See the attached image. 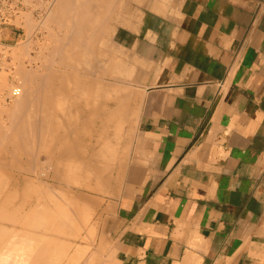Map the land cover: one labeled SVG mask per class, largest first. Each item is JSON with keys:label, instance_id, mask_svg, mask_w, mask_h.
<instances>
[{"label": "crops", "instance_id": "obj_1", "mask_svg": "<svg viewBox=\"0 0 264 264\" xmlns=\"http://www.w3.org/2000/svg\"><path fill=\"white\" fill-rule=\"evenodd\" d=\"M139 8L142 22L121 21L113 36L131 68L112 113L123 105L131 119L99 242L116 243L112 264H264V0ZM24 174L10 182L15 209L52 216L53 191H27Z\"/></svg>", "mask_w": 264, "mask_h": 264}, {"label": "rangeland", "instance_id": "obj_2", "mask_svg": "<svg viewBox=\"0 0 264 264\" xmlns=\"http://www.w3.org/2000/svg\"><path fill=\"white\" fill-rule=\"evenodd\" d=\"M117 0H109V2H112V3H110V5H112L111 6V14H113V15H111L112 17H111V23L109 24H107L106 22L104 23V24H102L101 25V29L104 27V28H106L107 27V29L109 30V31H111L110 32V35L109 36H111V37H109L110 39H109V41H107L106 43H105V40L104 39H106L105 38V36H106V31L105 30H103V34H102V32L99 34L100 35V38H98V37H93V39H91V40H89L92 44H93V46L95 47V50H93L91 47L92 46H90V48H89V50H88V52L90 53V56L88 57V58H95V56H96V58L98 59V61L100 62L101 61V63H100V67H98V68H91L92 70L93 69H95V70H93L94 72H97L98 74H97V76H95V78L96 79H99V81H101L102 82V84H101V82L99 83V90H98V92H94V91H87V92H81L80 90H78V89H76L75 87V89L73 88L71 91H70V93H69V96H71L70 94H74L73 92L75 91V93L76 94H74L73 96H71V97H67V95L65 96V99L66 100H64V98H62V100H64V101H66L65 102V104H64V107H65V111H68V114L66 113V115L64 116V117H61V119H60V121H59V123H61V124H63V126H65L64 128H62L60 131H53V130H51V129H47L48 130V133H49V135H45L46 136V138H47V140H46V138L45 139H43V143L41 142V146H38V148H40V151L42 150V151H46V150H51L52 151V149L53 150H57V147L58 148H61V146H62V144H61V140H60V138L62 139L63 138V140L66 142V144H70V143H72V145H69V147L67 146V148H69V149H67L68 151L66 152V158H67V162H65L63 165H62V167H61V169L63 170V172L64 173H62L61 174V176H60V179H59V181L56 183L57 185V188H56V190H54L53 191V194H54V204L55 203H58L59 205H61L62 207H63V209H64V211L66 212V214L65 213H63L64 214V216L65 217H63V214H61V215H59V216H57V218L59 219V221H58V219L56 218V217H54V220L55 219H57V220H55V223L57 224V223H60V224H57V225H55L54 224V228H52V225H50V223L52 222L51 220L53 219V218H51L50 216H47L46 215V213H45V211H41V210H35V211H33V213H32V216L30 215V218L31 217H33L34 218V215L33 214H36V216H39V218L38 217H36V218H28V220H29V222H28V220H27V222L25 221H23L24 219H23V217L21 218L20 217V213H19V210L17 209H15V206H14V210L12 209V211L11 210H9L8 212H7V210L5 211V210H1V213H2V211H5V213H7V214H9L8 216H12V214H14L13 216H12V218L11 219H13V218H15V220L12 222V221H10L11 223H9V220H11V219H9L8 218V216L6 217V215L7 214H5V215H3L4 214V212L2 213V215H1V224L3 225H1V248L2 247H4V248H2L3 250H5L4 252L1 250V252H3L4 254H3V258H4V255H5V257L7 256L6 255V253H8L11 249H12V246L13 245H15L16 246V248H18L19 249V247H21V244H20V240L19 239H17V238H22L23 239V232H21L19 229H21V226L22 225H24V224H30V227L31 228H33L32 227V225L35 227V228H33V230H32V232H30V233H32L34 236H32L31 234L30 235H27L26 234V236L28 237V236H31L30 237V240H35V239H32V237L34 238V237H36L37 239L36 240H38L39 239V241H40V243H41V240L42 241H45L46 240V238H47V240L52 236V238L54 239V242L55 243H53L54 245H52V242H53V240L50 238V240L49 241H45L46 243H45V247H46V245H47V249H48V251H49V253H48V251H46V248H45V250L43 249V251L45 252V253H47V255L45 256V258L47 257V256H51L53 253H52V250H53V246H56L58 243L57 242H61V243H59L58 244V246L60 247L61 246V244H62V249H61V247L59 248V247H54L55 249H54V251H56L55 253H57V254H55V256L53 255L52 257H56V259L55 258H53V260H54V264L56 263V264H60V262H61V264H71V262H73V263H75V264H77V262H76V260L77 261H80V262H78V264H84L83 262H88L89 261V258H90V260L92 261V264H94V263H96V261H98V260H96L97 259V257H99V258H105L106 256H107V251H108V248H109V246H116L115 244V242H113L111 239H109L110 240V242H111V244H100V242H99V239H100V237H101V231H100V229L101 228H105V227H102V222H103V220H104V215H106V214H108V213H110V212H112V207H111V202L109 201V199L110 198H112V197H114V195H115V193H113V189L116 187V183H117V177H116V169L114 168V166H115V164H116V162L118 161V158H119V155H120V152H122V147H123V143H124V141H125V138H126V133H125V126H126V123H128V121L131 119V117H130V119L128 120V118H127V116L123 113V115L121 116V119H122V123H121V125H116V123H113L112 122V124H111V122H109V116L112 114V110H114V109H116V107L118 106L117 104H116V101H119L118 99H116L115 98V96L116 95H111L110 94V88L111 87H115V88H118L117 89V92L118 91H120V93L118 92L117 93V96H120V95H123V94H126L127 93V88H126V86H122V85H116V81H120V82H118V83H126L127 81H130V77H127V73H126V69H128L129 67L131 68V66L129 65V64H131V60L129 59V57L127 56V54L125 53V51H123V50H119L116 46H115V44L113 43V36H114V33L116 32V29H117V27H119V26H127L126 24L124 25V24H121V23H124V22H131V21H137V22H139V23H141L142 22V20H143V16H144V13L140 10V8L138 9V7H147V6H149V8L151 9V10H153V7H155L157 10H159L160 12H163V0H118V2H116ZM123 1V2H122ZM114 2V3H113ZM118 4V5H116V4ZM114 4H115V6H114ZM129 6V7H128ZM114 7V8H113ZM124 7V8H123ZM118 10V11H117ZM96 11V10H95ZM116 12H118V13H116ZM117 14V15H116ZM125 14V15H124ZM127 15V16H126ZM117 16V17H116ZM59 15H57V17L54 19V21L56 22H54L53 21V19L50 21V22H52V23H49V24H52L51 25V27H50V25L49 26H46L45 28H47V29H44V27H43V29H41V31H40V33H38V36H36L37 38H35V39H38V41L37 40H35V39H33V41H30V43H28V41H26V37L24 36L23 37V39L21 40L22 41V43L24 44V42H25V44L22 46V43L20 44L21 46L18 48V49H16L17 48V46H14V44H13V48H11L10 49V52H11V58H13V59H15L16 57L15 56H17L18 54H19V56H17V59H15V60H13V59H11L10 61H5V62H3L2 64V66H3V70H1L0 71V78H3L2 80L0 79V96H2L1 98H0V178H1V185H0V187H1V199L3 200L4 199V195L5 194H7V196H8V199L9 200H11V201H15V199H16V195L18 194V188L16 187V186H14V185H11L10 184V182H13L14 180H15V178H17L19 175H18V173L19 172H25V173H27V174H24V175H28V176H30V177H33V179H37V178H40V180H42V181H48V178H46V176H44L43 177V174L44 175H48L47 173H51L52 172V167L51 166H48V164L46 163V158L44 157V154H43V158L41 159V160H39L38 162L40 163H38L36 160H35V156L34 155H38L37 154V144H35V145H33V144H31V143H28V145H30V149H29V146L28 145H26L24 148L26 149V151L27 152H29V153H27V152H25L24 153V155H21L18 151H17V148L19 147L18 145H15V146H17L16 148H15V146H13L14 144H5L4 145V143H6L5 141H4V139L6 138L5 137V135L4 136H1V133H2V131H5L4 132V134H8V131H9V135H7L6 134V136H7V138L8 137H10V136H12V137H14L13 139H15V136H16V134H15V131L12 133V131H11V133L12 134H14V135H10V129L13 127V125H12V121H10V116H8V115H10V112H11V107L12 106H9L10 105V103H8L7 102V99L6 98H4L5 96H3L4 94H1V92H3V91H5L4 93H8L9 95V99H11V97H12V95H11V91L9 92L8 91V89H10L11 90V85L12 86H14L13 85V79H20L19 80V82L20 81H22V79H23V77H22V79H21V74H24V73H26V72H28L27 70H31L30 69V66H31V68H32V71L34 72V71H36L35 73H37V75L39 76V78L41 79L42 78V76L43 77H45V79L50 75V72H54L55 74L56 73H58V74H60V75H64V74H66V71H68V72H70L69 71V69H66V68H63V66H61V62H62V59H63V54H64V56H65V54H66V52H67V55H68V51L69 50H73L74 52H73V56H76V58H78L79 56H82V53L81 52H83V53H85V50L83 49V48H81V47H79V48H76L75 50L73 49V48H75V47H73V48H70V49H65V50H57L56 48H58L59 46H62L61 44L64 42L63 41V37H64V35H66V32H67V28L64 26H62V24H59L60 22L58 21L59 20ZM115 17V18H114ZM58 18V19H57ZM57 19V20H56ZM78 19V18H77ZM109 19V18H108ZM127 19V20H126ZM106 20H107V17H106ZM106 20H104V21H106ZM114 20V21H113ZM124 20V21H123ZM80 21V20H79ZM122 21V22H121ZM57 22H58V24H57ZM119 22H121L120 24H119ZM54 23V24H53ZM56 24V25H55ZM53 26V27H52ZM60 26V28H58ZM62 26V27H61ZM92 26H94V27H92ZM49 28H52L51 29V31H49L48 29ZM96 28V29H95ZM97 26H95L94 25V23H91L90 24V29L91 30H97ZM56 29H57V31H56ZM112 29V30H111ZM49 31V33L52 35V34H54V35H50L49 33H48V31ZM66 30V31H65ZM62 31V32H61ZM65 33H64V32ZM113 31V32H112ZM54 32V33H53ZM57 33V34H56ZM112 33V34H111ZM40 34V35H39ZM96 34V33H95ZM46 36V38H45V36ZM50 35V36H49ZM54 36V37H53ZM101 36L103 37V38H101ZM51 37H52V39H51ZM61 37V38H60ZM98 38V39H97ZM43 39V40H42ZM55 39V40H54ZM60 39V40H59ZM62 39V40H61ZM97 39V40H96ZM50 40V41H49ZM54 40V41H53ZM102 40H103V43H102ZM20 41V42H21ZM98 41V42H97ZM12 42V40L11 41H9V43H11ZM32 42V43H31ZM34 42V43H33ZM28 43V44H27ZM53 43V44H52ZM96 43H98V44H96ZM101 43V44H100ZM105 43V44H104ZM109 43V47L107 46V44ZM30 44V45H29ZM34 45V47H33V45ZM102 44H104V45H102ZM19 45V44H18ZM49 45V46H48ZM52 45V46H51ZM101 45H102V47H101ZM106 45V46H105ZM27 47L28 46V48L26 49L25 47ZM32 46V47H31ZM46 46V47H45ZM47 46H48V49L49 50H47ZM51 46V47H50ZM58 46V47H57ZM96 46H98L97 48H96ZM105 46V47H104ZM44 47L46 48V50L44 49ZM23 48V49H22ZM40 48L42 49V50H40ZM101 48V49H100ZM102 48H104V49H102ZM16 49V50H15ZM43 49H44V52H42L43 51ZM54 49V50H53ZM79 49V50H78ZM99 49V50H98ZM22 50V52H20ZM25 50H29V51H31V52H26ZM80 50H81V52H80ZM83 50V51H82ZM101 50V51H100ZM109 50H111V51H108ZM117 50V51H116ZM13 51L15 52V53H13ZM19 52V53H17V52ZM34 51V52H33ZM46 51H48V52H46ZM56 51V52H55ZM64 51V52H63ZM78 51V52H77ZM94 51V52H93ZM98 51V52H97ZM103 51V52H102ZM25 52V53H24ZM58 52L59 53H61V52H63L62 54H61V56H60V54H58ZM70 52V51H69ZM91 52H93V53H91ZM28 53V54H27ZM34 53V54H33ZM41 53V54H40ZM44 53V54H43ZM52 54V55H50V54ZM55 53V54H54ZM81 53V54H80ZM95 53H96V55H95ZM99 53V54H98ZM111 54L110 55V57L111 58H108L109 60H110V62H109V65L111 66H113L114 67V69H107V68H109L110 66H108L107 65V63H108V61L105 63V61H106V55L107 54ZM13 54H15L14 56H13ZM78 54H79V56H78ZM106 54V55H105ZM23 55V56H22ZM28 55V56H27ZM43 55H45L46 57H43ZM50 55V57H48ZM57 55V56H56ZM93 57H92V56ZM95 55V56H94ZM27 56V57H26ZM39 56V57H38ZM40 56H42V57H40ZM60 56V57H59ZM19 57V58H18ZM25 57V58H24ZM30 57H32V58H34V59H30ZM37 57V58H36ZM48 57V58H47ZM52 57V59H51V61L50 60H48V59H50ZM62 57V58H61ZM67 57V56H66ZM65 57V58H66ZM126 57H127V59H126ZM113 58H115V59H113ZM119 58V59H118ZM123 58V59H122ZM20 59V60H19ZM30 61H32L31 62V64L29 63V60ZM39 59V60H38ZM59 59V60H58ZM17 60V61H16ZM27 60V61H26ZM45 60V61H44ZM14 61V62H13ZM20 61V62H19ZM35 61V62H34ZM40 61H42V62H40ZM50 61V62H49ZM59 61H61V62H59ZM112 61H113V63H112ZM124 61V62H123ZM15 64V66H14V64ZM19 62V63H18ZM21 62H22V64H21ZM45 62V63H44ZM46 62L48 63H51V67H52V69L50 68V69H47L48 68V64H47V67L45 66V64H46ZM127 62V63H126ZM9 63H10V65H9ZM18 63V64H17ZM121 65H120V64ZM24 64V65H23ZM36 64V65H35ZM42 64H44L43 66H42ZM60 64V65H59ZM105 65V67L106 68H103L104 67V65ZM12 65V66H11ZM20 65H21V67H23L21 70H18V68L20 67ZM27 67H26V66ZM108 67H107V66ZM46 68H45V67ZM121 66V67H120ZM126 66H128V67H126ZM12 67V68H11ZM20 67V68H21ZM37 68V70H36V68ZM39 67L40 68H43V69H39ZM5 68H8V71H6V69ZM15 68V69H14ZM19 68V69H20ZM27 69V70H25V69ZM101 68V69H100ZM16 69H17V71H16ZM34 69V70H33ZM90 69V70H91ZM121 69V70H120ZM50 70H52V71H50ZM55 70H57V71H55ZM61 70V72L63 71H65L64 73L62 72V73H60L59 71ZM91 70V71H92ZM110 70V71H109ZM13 71V72H12ZM23 71V73H21V72ZM25 71V72H24ZM38 71V72H37ZM48 71V72H47ZM50 71V72H49ZM102 73H101V72ZM130 71V70H129ZM129 71H127V72H129ZM19 74H18V73ZM47 72V73H46ZM40 73V74H39ZM45 73H46V75H45ZM106 73V74H105ZM108 73V74H107ZM111 73V74H110ZM43 74V75H42ZM133 74V73H132ZM40 75H42L41 77H40ZM45 75V76H44ZM20 76V77H19ZM37 76V77H38ZM100 76V77H99ZM101 76H103V79H102V77ZM128 76H131V75H129L128 74ZM5 77V78H4ZM15 77V78H14ZM17 77H19V78H17ZM39 78H37V80H39ZM4 79H6V81H8V82H5L4 81ZM8 79V80H7ZM105 79V80H104ZM44 80V79H43ZM40 81V80H39ZM5 82V83H4ZM7 85V86H6ZM9 85H10V87H9ZM103 85V86H102ZM101 86V87H100ZM102 88V89H101ZM104 88V89H103ZM106 89V90H105ZM108 90V91H107ZM102 92V93H101ZM81 93V94H80ZM122 93V94H121ZM120 94V95H119ZM76 95H78V96H76ZM84 95V96H83ZM91 95V96H90ZM101 95V96H100ZM7 96V97H8ZM11 96V97H10ZM90 96V97H89ZM97 96V97H96ZM73 97H77L78 99H74ZM86 97V98H85ZM89 97V98H88ZM95 97H96V99H95ZM114 97V98H113ZM2 98H4L5 100V102H3V99ZM13 98V97H12ZM17 98H19V97H16L15 99H17ZM67 98L69 99V101H67ZM70 98H73V99H70ZM79 98H80V100H79ZM92 98V99H91ZM95 99V100H94ZM89 100V102H90V104L91 105H89V102H87ZM79 101H80V103H79ZM84 101H85V103H84ZM91 101H93L94 103H91ZM7 103V104H6ZM84 104V105H83ZM75 105V106H74ZM80 105V106H79ZM86 105V106H85ZM88 106H90L88 109H86V107H88ZM67 107V108H66ZM85 107V108H84ZM104 108V109H103ZM6 111H5V110ZM85 109V110H84ZM71 110V111H70ZM78 112H77V111ZM81 110V111H80ZM88 110H90V111H88ZM74 111H75V113H74ZM8 113V114H7ZM93 113H94V115H93ZM5 114H7V115H5ZM95 114H96V116H95ZM68 116V117H67ZM106 116V117H105ZM96 117V118H95ZM105 118H106V120H105ZM73 119V120H72ZM8 120H9V123H8ZM77 120V121H76ZM66 121V122H65ZM72 121V122H71ZM102 121V122H101ZM89 122V123H88ZM11 123V124H10ZM71 123V124H70ZM7 124V125H6ZM68 124V125H67ZM5 125L6 126H9V127H6L7 128V130L5 129ZM10 125L12 126V127H10ZM67 126H69V127H67ZM84 126V127H83ZM93 126V127H92ZM108 126V127H107ZM123 127V128H122ZM9 128V129H8ZM81 128V129H80ZM15 130H16V128H14ZM69 129H71V130H69ZM122 129V130H121ZM12 130H13V128H12ZM69 130V131H68ZM72 130H74V131H72ZM107 130V131H106ZM121 130V131H120ZM53 131V132H52ZM72 131V132H71ZM46 132V131H45ZM107 132V133H106ZM118 132V133H117ZM53 133V135H51ZM57 133V134H56ZM72 133L74 134L73 136H72ZM65 134V135H64ZM69 134V135H68ZM3 135V134H2ZM58 136V138L56 137V136ZM90 135V136H89ZM100 135V136H99ZM117 135V136H116ZM64 136L67 138H64ZM70 136V137H69ZM108 136V137H107ZM120 136V137H119ZM3 137V138H2ZM49 137V138H48ZM52 138H55L56 139V141H58L56 144L58 145H56L54 142H52L51 141V139ZM100 138V139H99ZM102 138L105 140V141H102ZM108 138V139H107ZM2 139V140H1ZM10 140L12 139V138H9ZM8 139V140H9ZM16 139H17V137H16ZM121 139V140H120ZM45 140L47 141V142H45ZM67 140V141H66ZM97 140V141H96ZM108 140V141H107ZM71 141V142H70ZM15 142H17L16 140H15ZM74 142V143H73ZM93 142H94V144H93ZM97 142V143H96ZM105 142V143H104ZM108 142V143H107ZM47 143V144H46ZM49 143V144H48ZM54 143V144H53ZM96 143V144H95ZM112 143V144H111ZM3 144V145H2ZM45 144V145H44ZM53 144V145H52ZM91 144V145H90ZM100 146H99V145ZM108 145V144H110V145H108V147H107V149H106V155H102V154H100V156L97 158L96 157V153L98 154L99 152L98 151H100L101 150V145L103 146V145ZM31 145H33L32 147H31ZM44 145V146H43ZM51 145V146H50ZM2 146V147H1ZM7 146V147H6ZM50 148H49V147ZM110 146V147H109ZM6 147V148H5ZM42 147V148H41ZM52 147V148H51ZM3 148V149H2ZM20 148V147H19ZM18 148V149H19ZM35 148V150L33 151V149ZM43 148H45V149H43ZM65 148V147H64ZM83 148V149H82ZM111 148V149H110ZM114 148V149H113ZM4 149H6V152H5V150ZM8 149V150H7ZM11 149H12V153L10 152L11 151ZM73 150V152H71L72 150ZM29 150V151H28ZM32 150V151H31ZM76 152H75V151ZM94 151V152H93ZM108 151V152H107ZM111 151H114V152H116V154H117V158L116 159H113V161H112V163H111V166L110 167H108L109 165V163L108 162H106L105 161V157L106 158H109V154H110V152ZM3 152V153H2ZM16 154H15V153ZM9 153H11V156H10V154ZM13 153H14V158H15V155H17L16 156V158L14 159V158H12L13 156ZM18 153H19V156H18ZM31 153H33V156L31 157ZM36 153V154H35ZM6 154V156H4ZM91 155V156H90ZM4 156V157H3ZM95 156V157H94ZM103 156H105V157H103ZM6 157V158H5ZM12 158V159H11ZM19 160H21V161H18V159ZM22 158V159H21ZM28 158V159H27ZM33 158V159H32ZM2 159H5V161H2ZM7 159V160H6ZM8 159H9V161H8ZM31 159V160H30ZM13 160H15V161H13ZM17 161V162H16ZM26 161H27V163H26ZM30 162V164L32 163V161H35V162H33V163H36V164H32L30 167H29V165L30 164H28L29 162ZM73 161V162H72ZM3 162V163H2ZM22 162L24 163V165H20L19 163H21L22 164ZM42 162V163H41ZM99 162V163H98ZM106 162V163H105ZM2 163V164H1ZM8 163V164H7ZM11 163V164H10ZM26 163V164H25ZM38 163V164H37ZM87 163V164H86ZM100 163H102V164H100ZM108 163V164H107ZM16 164H17V166H16ZM42 164V165H41ZM72 164V165H71ZM89 164V165H88ZM93 164V165H92ZM96 164H98L99 165V167H95V165ZM4 165H6V166H4ZM18 165H20V166H18ZM26 165V166H25ZM36 165V167H34ZM100 165H102V166H100ZM21 166H23L22 167V169H21ZM38 166V167H37ZM66 167V168H65ZM95 167V168H94ZM20 169V170H19ZM24 169V170H23ZM27 169V170H26ZM95 169V170H94ZM97 169V170H96ZM107 169V170H106ZM112 169V170H111ZM4 170V171H3ZM100 170V171H99ZM10 171V172H9ZM33 171L34 172H38V174L37 173H33ZM96 171H99V172H96ZM4 172V173H3ZM7 173V174H6ZM66 173H68V174H66ZM71 173V174H70ZM9 174V175H8ZM106 174V175H105ZM36 175V176H35ZM37 175H38V177H37ZM40 175H41V177H40ZM68 175V176H67ZM111 175V176H110ZM109 176H110V178H109ZM95 177V178H94ZM8 178H9V180H8ZM79 178V179H78ZM102 178V179H101ZM103 178H105V179H103ZM109 178V180H107V179ZM116 178V179H115ZM35 179V180H36ZM112 179V180H111ZM6 180V181H5ZM38 180V179H37ZM105 180V181H104ZM64 181V182H63ZM90 181V182H89ZM108 181H111V182H108ZM70 183V184H69ZM100 183V184H99ZM108 183H110V184H108ZM59 184V185H58ZM81 186V187H80ZM101 186V187H100ZM110 186V187H109ZM7 187V188H6ZM16 187V188H15ZM90 187V188H89ZM4 188V189H3ZM10 188V189H9ZM5 189H6V191H7V189L10 191V190H12V191H7V193H6V191H5ZM61 189V190H60ZM58 190V191H57ZM71 190V191H70ZM15 192V194H13L14 192ZM60 191V192H59ZM68 192V193H67ZM70 192V193H69ZM85 193V194H84ZM111 193V194H110ZM69 195V196H68ZM7 196H5V199H7ZM81 196V197H80ZM10 197V198H9ZM12 197V198H11ZM77 197V198H76ZM84 197V199H82ZM86 197V198H85ZM67 198V199H66ZM68 198H69V200H68ZM72 198V199H71ZM79 199L80 201L81 200H83L84 202H85V204H84V206H81V208L80 209H77L75 206H74V201H73V199ZM72 200V201H71ZM13 202H12V204H13ZM73 203V204H71V203ZM88 202V203H87ZM96 202V210L94 209L95 208V206H92V205H94V203ZM61 203V204H60ZM66 205H65V204ZM89 203H91V205L89 204ZM14 204H15V202H14ZM88 204V205H87ZM88 207H90V208H88ZM94 207V208H93ZM1 209H3V208H1ZM73 210V211H72ZM93 210V211H92ZM34 212H36V213H34ZM17 213H19V214H17ZM16 214V215H15ZM70 215V216H69ZM77 215V216H76ZM3 216H5V217H3ZM14 216H16V217H14ZM68 216V217H67ZM20 217V218H19ZM86 217V218H85ZM22 219V220H17V219ZM40 218L43 220H41V222H40ZM48 218L50 219L51 218V222L48 220ZM66 218V221L64 220ZM75 218H76V222L75 221H73V220H75ZM78 218H79V220H78ZM4 219H6V220H4ZM25 219H26V217H25ZM33 219V220H32ZM61 219V220H60ZM82 219V220H81ZM87 219H88V222H87ZM17 220V221H16ZM33 221V222H31V221ZM80 222H78V221ZM15 221L16 222H20V223H16L15 224ZM38 222L39 223V225L42 223V225H41V227L36 223V222ZM50 222L49 224H48V222ZM68 221H69V223H68ZM5 222V223H4ZM72 222H73V224H72ZM78 222V225L76 224L75 225V223H77ZM85 222V223H84ZM36 224V225H34V224ZM43 223H44V226H43ZM54 223V222H53ZM87 223V224H86ZM21 224V225H20ZM52 224V223H51ZM63 224V225H62ZM69 224V225H68ZM79 224H81L82 226H80ZM46 225V226H45ZM73 225L75 226V227H77L76 229H75V227H73ZM39 228V231L37 230L38 228ZM60 226H64L65 227V229H66V231L64 230V228L62 229ZM46 227V228H45ZM50 227H51V230H50ZM69 227V228H68ZM72 227V228H71ZM80 227V228H79ZM81 227H83V228H81ZM44 228L46 229L45 230V232H44ZM49 228V230H47ZM74 228V230H73V232L71 231L72 229ZM93 228H95L96 230H97V233L95 232L94 233V231H91V229H93ZM16 229V230H15ZM68 229L71 231H69L68 232ZM80 229V230H79ZM35 230V231H34ZM52 230H53V232H52ZM58 230H60V231H58ZM90 230V231H89ZM47 231V232H46ZM79 231V232H78ZM89 231V232H88ZM50 234H49V233ZM51 232H52V234H51ZM64 232V233H63ZM22 235H21V234ZM36 233V234H35ZM37 233H38V235H37ZM80 233V235H78V234ZM86 233V234H85ZM94 233V234H93ZM15 234V235H14ZM20 235L19 237L17 236V235ZM29 234V233H28ZM63 234V235H62ZM90 234V235H89ZM6 235V236H5ZM36 235V236H35ZM59 235V236H58ZM68 235V236H67ZM85 235H87V236H85ZM92 235H94L93 237H92ZM16 236H17V238H16ZM26 236L24 235V238H26ZM38 236V237H37ZM39 236H41V237H39ZM45 236H48V237H45ZM73 236V237H72ZM83 236H85L86 237V239L88 240H86V239H84V238H81V237H83ZM91 238H90V237ZM96 236V237H95ZM8 237V238H7ZM45 237V238H44ZM75 237V238H74ZM77 237H79V238H77ZM15 238L17 239V241H19V242H16L15 241ZM29 238V237H28ZM67 238V239H66ZM73 238V239H72ZM77 238V239H76ZM89 238H90V240H89ZM95 238V239H94ZM109 238V237H108ZM6 239V243H5V240ZM13 241H12V240ZM57 241H56V240ZM94 239V240H93ZM35 240V241H36ZM52 240V241H51ZM59 240V241H58ZM64 240H66V241H64ZM71 241V242H69V245L67 244V245H65V243H68V241ZM3 241H4V244H3ZM63 241V242H62ZM93 241V242H92ZM8 242V243H7ZM10 242H12L13 243V245H10V244H12V243H10ZM14 242H15V244H14ZM38 242V241H37ZM48 242V243H47ZM17 243V244H16ZM6 244V245H5ZM7 244L9 245L8 246V248H7ZM19 244V245H18ZM41 244H43V246H44V242H42ZM41 244L39 245V247H41ZM70 244H72V245H70ZM77 244H78V246L79 247H77ZM38 245V244H37ZM49 245H51L50 247H52V248H50L51 250H49ZM64 245V246H63ZM86 246V247H85ZM14 247V246H13ZM39 247L37 246V248L39 249ZM71 247V248H70ZM108 247V248H107ZM9 248H10V250H9ZM42 248H44V247H41L39 250L41 251L42 250ZM59 248V249H58ZM64 248H66V249H64ZM69 248V252H67L68 249ZM8 249V250H7ZM76 249V250H75ZM115 249H118L117 247L115 248ZM59 250H62L61 252H58ZM93 251V252H92ZM96 251V252H95ZM6 252V253H5ZM67 252V253H66ZM52 253V254H51ZM61 253H62V255H61ZM63 253L64 254H67V255H69V256H66L65 257V259H63L64 257V255H63ZM96 253V254H95ZM50 254V255H49ZM59 254H60V256H59ZM91 254H93V255H91ZM95 254V255H94ZM98 254V255H97ZM1 256H2V253H1ZM84 256V257H83ZM89 256V257H88ZM36 257V256H35ZM83 257V258H82ZM91 257H92V259H91ZM94 257V258H93ZM118 252H117V255L115 256V259L113 258V260H112V258H111V260L112 261H115L116 262V259H117V261H118ZM34 258V257H33ZM43 258H44V256H43ZM60 258H62V259H60ZM71 258V259H70ZM72 258H74V259H72ZM88 258V259H87ZM96 258V259H95ZM5 259V258H4ZM6 259H7V257H6ZM59 259H60V262H59ZM79 259V260H78ZM83 259H86V260H83ZM62 260V261H61ZM71 260V261H70ZM73 260H75V261H73ZM93 260H96L95 262L93 261ZM16 261H18V260H16ZM56 261V262H55ZM69 261V262H68ZM83 261V262H82ZM67 262V263H66ZM86 262V264H91L90 263V261L87 263ZM106 262V261H105ZM114 262V263H115ZM72 263V264H73Z\"/></svg>", "mask_w": 264, "mask_h": 264}, {"label": "bare ground", "instance_id": "obj_3", "mask_svg": "<svg viewBox=\"0 0 264 264\" xmlns=\"http://www.w3.org/2000/svg\"><path fill=\"white\" fill-rule=\"evenodd\" d=\"M120 1V0H119ZM116 2H118V0L116 1ZM123 2V1H122ZM110 3H112V2H109V0H43V4H42V6H43V9H44V12L43 13H38V16H33L31 13H34V14H37V10H38V8H37V6H36V4L35 5H33L32 6V11L30 12V13H23V15H22V18L20 19V21H22L24 24H23V26H24V28H25V37H26V41H28V43H30V41H33V39H35V38H37L36 36H38V33H40V31H41V29H43V27H44V29H47V28H45L46 26H49L50 25V27H51V25L52 24H49V23H52V22H50L52 19H53V21H54V19L57 17V15H59V24H62V26L64 25L66 28H67V32H66V35H64V37H63V43L61 44L62 46H57L58 48H56L57 50H65V49H70V48H73V47H75V48H73L74 50L76 49V48H79V47H81V48H83L84 50H85V53H83V52H81V50H80V52L82 53V56H79V54H78V58H76V56H73V50L71 49V50H69L68 51V55H67V52H66V54H65V56H64V54H63V59H62V62L61 61H59V62H61V66H63V68H66V69H69V71L70 72H68V71H66V74H64V75H60V74H58V73H54L52 70H50V71H52V72H50V75L45 79V77H43L42 75H40V77L42 76V78L40 79L39 78V76L37 75V73H35L36 71H32V68H31V66H30V71L29 70H27V69H25V70H27L28 72H26V73H24V74H21V79H22V77H23V79H22V81H20L19 82V80L18 79H13V85L14 86H12L11 85V90L10 89H8V91L10 92L11 91V95H12V97H11V99H9V94L7 93H4L5 91H3V92H1V94H4L3 96H5L4 98H6L7 99V102L8 103H10V105L9 106H12L11 107V112H10V115H8V116H10L9 118H10V121H12V125H13V127L10 125V127H12L13 128V130H12V128L10 129V135H14V134H12L14 131H15V134H16V136H15V139H13L14 137H12V136H10V137H8L7 138V136H6V134H4V132L5 131H2V133H1V136H4L5 135V139H4V141L6 142V143H4V145L5 144H14L13 146H15V145H18L19 147V149L17 148V151L21 154V155H24V153L25 152H27L26 151V149L24 148L26 145H28V143H31V144H33V145H35V144H37V154L38 155H34L35 156V160L38 162L39 160H41L42 158H43V154H44V157L46 158V163L48 164V166H51L52 167V172L49 174V173H47L48 175H44L43 174V177L44 176H46V178H48V181L46 182V181H42V180H40V178H35L36 180L35 181H33L32 180V183H30L29 185H25L26 186V189H27V191H31L32 193H35V194H38V196L39 195H42V194H46V193H48V192H51V191H54V190H56V188H57V182L59 181V179H60V176H61V174L62 173H64L63 172V170L61 169V167H62V165L65 163V162H67L68 160H67V158H66V152L68 151L67 149H69V148H67V147H65V146H69V145H72V143H70L69 145H66V142L63 140V138L61 139L60 138V142H61V144H62V146H61V148H58L57 147V150H53L52 149V151L51 150H46V151H40V148H38V146H41V142L43 141V139H45L46 138V134L48 133V130L47 129H51V130H53V131H60L62 128H64L65 126H63V124H61V123H59V121H60V119H61V117H64L65 115H66V113L68 114V111H65V107H64V104H65V102L66 101H64V100H66L65 99V96L67 95V97L69 98V97H71V96H73L74 94H76L75 93V91L73 92L74 94H70L71 96H69V93H70V91L75 87L76 89H78V90H80L81 92H87V91H96V92H98V90L100 89L99 88V83L101 82V81H99V79H96L95 78V76H97V72H94L93 70H95L96 68H98V67H100L101 65H100V63H101V61L99 62L98 61V59L96 58V53H95V58L93 57V58H88L89 56H90V51L88 52V50H89V48H90V46H92L91 48L93 49V50H95V47L93 46V44L89 41V40H91V39H93V37H98V38H100V33L102 32V34H103V30H105L106 31V36H105V38L106 39H104L105 40V43L107 42V41H109V37H111V36H109L110 35V32L111 31H109L108 29H107V27L106 28H102L101 29V25L102 24H104L105 22L108 24H110L111 23V15H113V14H111V12L113 11H111V6L112 5H110ZM114 3V2H113ZM116 4V3H115ZM115 4H114V6H115ZM116 5H118V4H116ZM39 7H41V4L39 5ZM129 7V6H128ZM114 8V7H113ZM124 8V7H123ZM96 10V11H95ZM118 11V10H117ZM116 13H118V12H116ZM117 15V14H116ZM125 15V14H124ZM127 16V15H126ZM106 17H107V20H106ZM117 17V16H116ZM57 18V19H58ZM78 18V19H77ZM109 18V19H108ZM115 18V17H114ZM56 19V20H57ZM80 20V21H79ZM104 20H106V21H104ZM127 20V19H126ZM114 21V20H113ZM124 21V20H123ZM55 22V21H54ZM56 23V22H55ZM91 23H94V25L95 26H97L98 28H97V30H91L90 29V24ZM54 24V23H53ZM57 24H58V22H57ZM58 24V25H59ZM56 25V24H55ZM61 26V27H62ZM63 26V27H64ZM53 27V26H52ZM92 27H94V26H92ZM58 28H60V26L58 27ZM51 29L52 28H49L48 30L49 31H51ZM96 29V28H95ZM47 30V31H48ZM112 30V29H111ZM49 31H48V33H49ZM56 31H57V29H56ZM66 31V30H65ZM62 32V31H61ZM64 32V31H63ZM113 32V31H112ZM54 33V32H53ZM65 33V32H64ZM96 33V34H95ZM50 34V33H49ZM57 34V33H56ZM100 34V35H99ZM112 34V33H111ZM40 35V34H39ZM51 35V34H50ZM49 35V36H50ZM52 35H54V34H52ZM51 35V36H52ZM45 36V35H44ZM47 36V35H46ZM46 36H45V38H46ZM54 37V36H53ZM61 38V37H60ZM97 38V39H98ZM101 38H103L102 36H101ZM51 39H52V37H51ZM96 39V40H97ZM35 40H37L38 41V39H35ZM43 40V39H42ZM55 40V39H54ZM53 40V41H54ZM60 40V39H59ZM62 40V39H61ZM21 41V39L20 40H17V42L16 43H14V46H17V48L16 49H18L21 45V43H22V41ZM50 41V40H49ZM98 42V41H97ZM27 43V44H28ZM32 43V42H31ZM34 43V42H33ZM102 43H103V40H102ZM104 43V44H105ZM16 44V45H15ZM19 44V45H18ZM24 44H25V42H24ZM23 43H22V46L24 45ZM53 44V43H52ZM96 44H98V43H96ZM101 44V43H100ZM104 44H102V45H104ZM11 46H12V48H13V44H10ZM30 45V44H29ZM33 45V44H32ZM102 45H101V47H102ZM49 46V45H48ZM48 46H47V50H49L48 49ZM52 46V45H51ZM50 46V47H51ZM106 46V45H105ZM104 46V47H105ZM107 46L109 47L110 45H109V43L107 44ZM25 47V46H24ZM32 47V46H31ZM33 47H34V45H33ZM46 47V46H45ZM44 47V49L46 50V48ZM98 46H96V48H97ZM26 49L28 48V46L27 47H25ZM90 48V49H91ZM15 49V50H16ZM23 49V48H22ZM29 49V48H28ZM44 49H43V51L42 52H44ZM101 49V48H100ZM102 49H104V48H102ZM40 50H42L41 48H40ZM54 50V49H53ZM79 50V49H78ZM99 50V49H98ZM26 52H28L27 50H25ZM32 51V50H31ZM31 51H29V52H31ZM66 51V50H65ZM76 51V50H75ZM83 51V50H82ZM96 51V50H95ZM101 51V50H100ZM108 51V50H107ZM109 51H111V50H109ZM108 51V52H109ZM117 51V50H116ZM12 52V51H11ZM11 52H10V54H11ZM17 52V51H16ZM20 52H22V50L20 51ZM34 52V51H33ZM46 52H48V51H46ZM56 52V51H55ZM64 52V51H63ZM63 52H61V53H59L58 52V54H60V56H61V54L63 53ZM78 52V51H77ZM94 52V51H93ZM93 52H91V53H93ZM98 52V51H97ZM103 52V51H102ZM13 53H15L14 51H13ZM17 53H19V52H17ZM25 53V52H24ZM75 53V52H74ZM80 53V54H81ZM28 54V53H27ZM34 54V53H33ZM41 54V53H40ZM44 54V53H43ZM50 54V53H49ZM55 54V53H54ZM76 54V53H75ZM94 54V53H93ZM99 54V53H98ZM107 54V53H106ZM105 54V55H106ZM15 54H13V56H14ZM50 55H52V54H50ZM50 55L48 56V57H50ZM110 53L109 54H107L106 56V61H105V63L108 61V63H107V65L108 66H110L109 65V62H110V60L108 59V58H111L110 57ZM17 56H19V54L17 55ZM17 56H15L16 58L15 59H17ZM23 56V55H22ZM28 56V55H27ZM26 56V57H27ZM57 56V55H56ZM59 56V57H60ZM67 56V57H66ZM12 57V56H11ZM39 57V56H38ZM40 57H42V56H40ZM43 57H46L45 55H43ZM42 57V58H43ZM47 57V58H48ZM66 57V58H65ZM19 58V57H18ZM25 58V57H24ZM37 58V57H36ZM62 58V57H61ZM13 59V58H12ZM15 59H13V60H15ZM30 59H34V58H32V57H30ZM51 59H52V57L50 58V59H48V60H50L51 61ZM113 59H115V58H113ZM119 59V58H118ZM123 59V58H122ZM126 59H127V57H126ZM20 60V59H19ZM29 60V59H28ZM39 60V59H38ZM59 60V59H58ZM5 61H9L8 59H5L3 62H5ZM17 61V60H16ZM27 61V60H26ZM45 61V60H44ZM49 61V62H50ZM14 62V61H13ZM12 62V63H13ZM20 62V61H19ZM18 62V63H19ZM31 62L32 61H30L29 60V63L31 64ZM35 62V61H34ZM40 62H42V61H40ZM48 62V63H49ZM124 62V61H123ZM17 63V64H18ZM33 63V62H32ZM45 63V62H44ZM47 62H46V64H45V66L47 67V64H48ZM112 63H113V61H112ZM127 63V62H126ZM14 64V63H13ZM21 64H22V62H21ZM120 64V63H119ZM3 65V64H2ZM9 65H10V63H9ZM24 65V64H23ZM36 65V64H35ZM44 64H42V66H43ZM49 66H48V68L47 69H52V67L50 66L51 65V63H49L48 64ZM60 65V64H59ZM100 65V66H99ZM104 65V64H103ZM106 65V66H107ZM121 65V64H120ZM12 66V65H11ZM14 66H15V64H14ZM26 66V65H25ZM44 66V67H45ZM107 66V67H108ZM20 67H21V65H20ZM19 67V68H20ZM27 67V66H26ZM43 67V68H44ZM45 67V68H46ZM50 67V68H49ZM121 67V66H120ZM126 67H128V66H126ZM12 68V67H11ZM18 68V70H21L23 67H21L20 69ZM36 68V67H35ZM43 68H40L39 67V69L41 70V69H43ZM91 68H95V69H91ZM103 68H106L105 67V65H104V67ZM15 69V68H14ZM92 71H91V70ZM101 69V68H100ZM107 69H114V67L111 65L109 68H107ZM23 70V69H22ZM34 70V69H33ZM36 70H37V68H36ZM44 70V69H43ZM121 70V69H120ZM16 71H17V69H16ZM55 71H57V70H55ZM110 71V70H109ZM126 71V73H127V69L125 70ZM13 72V71H12ZM21 72V71H20ZM25 72V71H24ZM38 72V71H37ZM48 72V71H47ZM46 72V73H47ZM58 72V71H57ZM60 73H62L61 72V70L59 71ZM65 72V71H64ZM63 72V73H64ZM101 72V71H100ZM18 73V72H17ZM21 73H23V71L21 72ZM46 73H45V75H46ZM102 73V72H101ZM19 74V73H18ZM40 74V73H39ZM106 74V73H105ZM108 74V73H107ZM111 74V73H110ZM44 75V76H45ZM38 76V77H37ZM1 77V76H0ZM20 77V76H19ZM19 77H17V78H19ZM100 77V76H99ZM102 77V79H103V76H101ZM5 78V77H4ZM15 78V77H14ZM37 78H39V80H37ZM1 80L3 79V78H0ZM44 79V80H43ZM8 80V79H7ZM105 80V79H104ZM4 81L5 82H8V81H6V79H4ZM4 82V83H5ZM1 83V82H0ZM101 84H102V82H101ZM7 86V85H6ZM103 86V85H102ZM9 87H10V85H9ZM101 87V86H100ZM1 88V87H0ZM74 88V89H75ZM102 89V88H101ZM104 89V88H103ZM106 90V89H105ZM111 90V89H110ZM108 91V90H107ZM112 91V90H111ZM111 91H110V94H111ZM119 93H120V91H118ZM102 93V92H101ZM81 94V93H80ZM122 94V93H121ZM112 95H116L115 94V91H114V93L112 94ZM120 95V94H119ZM8 96V97H7ZM76 96H78V95H76ZM84 96V95H83ZM91 96V95H90ZM89 96V97H90ZM101 96V95H100ZM117 96V95H116ZM126 96V94H123V95H120L119 97H123V99H124V97ZM2 96H0V98H1ZM16 97H19V98H17V99H15ZM88 97V98H89ZM97 97V96H96ZM96 97H95V99H96ZM4 98H2L3 99V102H5L4 100ZM62 98H64V100H62ZM67 98V101H69V99ZM74 99L76 98V99H78L77 97H73ZM73 98H70V99H73ZM86 98V97H85ZM116 98V97H115ZM75 99V100H76ZM92 99V98H91ZM94 99V100H95ZM79 100H80V98H79ZM126 100V99H125ZM124 100V101H125ZM77 101V100H76ZM87 102H89V100L87 101ZM79 103H80V101H79ZM84 103H85V101H84ZM91 103H94L93 101H91ZM7 104V103H6ZM124 104V103H123ZM127 104V103H126ZM84 105V104H83ZM89 105H91L90 104V102H89ZM75 106V105H74ZM80 106V105H79ZM86 106V105H85ZM90 106H88V107H86V109H88ZM67 108V107H66ZM85 108V107H84ZM91 108V107H90ZM104 109V108H103ZM5 110V109H4ZM85 110V109H84ZM123 110H124V106L123 105H121V108H119L118 110H116V111H114L110 116H109V122H111V124H112V122L113 123H116V125H121V123L123 122L122 121V119H121V116L123 115ZM6 111V110H5ZM71 111V110H70ZM77 111V110H76ZM81 111V110H80ZM88 111H90V110H88ZM78 112V111H77ZM74 113H75V111H74ZM8 114V113H7ZM7 114H5V115H7ZM93 115H94V113H93ZM95 116H96V114H95ZM68 117V116H67ZM106 117V116H105ZM96 118V117H95ZM73 120V119H72ZM105 120H106V118H105ZM77 121V120H76ZM122 121V122H121ZM66 122V121H65ZM72 122V121H71ZM102 122V121H101ZM8 123H9V120H8ZM89 123V122H88ZM11 124V123H10ZM71 124V123H70ZM7 125V124H6ZM5 125V129L7 130V128L6 127H9V126H6ZM68 125V124H67ZM67 127H69V126H67ZM84 127V126H83ZM93 127V126H92ZM108 127V126H107ZM14 128H16V130L14 129ZM123 128V127H122ZM9 129V128H8ZM81 129V128H80ZM69 130H71V129H69ZM68 130V131H69ZM122 130V129H121ZM120 130V131H121ZM8 131V130H7ZM11 131H12V133H11ZM46 131V132H45ZM52 131V132H53ZM72 131H74V130H72ZM71 131V132H72ZM107 131V130H106ZM107 133V132H106ZM118 133V132H117ZM3 134V135H2ZM57 134V133H56ZM7 135H9V131H8V134ZM47 135H49V133L47 134ZM51 135H53V133L51 134ZM65 135V134H64ZM69 135V134H68ZM74 134L72 133V136H73ZM50 136V135H49ZM56 136V135H55ZM90 136V135H89ZM100 136V135H99ZM117 136V135H116ZM16 137H17V139H16ZM57 138H58V136H56ZM67 137V136H66ZM65 136H64V138H66ZM70 137V136H69ZM108 137V136H107ZM120 137V136H119ZM3 138V137H2ZM9 138H12L11 140L9 139ZM49 138V137H48ZM9 139V140H8ZM51 139V138H50ZM67 139V138H66ZM100 139V138H99ZM108 139V138H107ZM2 140V139H1ZM15 140L17 141V142H15ZM46 140H47V138H46ZM45 140V142H47ZM106 140V139H105ZM103 138H102V141H105ZM121 140V139H120ZM51 141L52 142H54L55 144L58 142V141H56V139L55 138H52L51 139ZM67 141V140H66ZM97 141V140H96ZM108 141V140H107ZM71 142V141H70ZM43 143V142H42ZM53 143V144H54ZM74 143V142H73ZM97 143V142H96ZM95 143V144H96ZM105 143V142H104ZM108 143V142H107ZM47 144V143H46ZM49 144V143H48ZM52 144V145H53ZM58 144V143H57ZM56 144V145H57ZM93 144H94V142H93ZM112 144V143H111ZM3 145V144H2ZM33 145H31V147L33 146ZM45 145V144H44ZM43 145V146H44ZM91 145V144H90ZM99 145V144H98ZM108 145H110V144H108ZM108 145L106 144H104L103 146L101 145V150L100 151H98L99 153L97 154L96 153V157L98 158L99 156H100V154H102V152L103 151H105L106 149H107V147H108ZM29 146V149H30V145H28ZM51 146V145H50ZM58 146V145H57ZM100 146V145H99ZM2 147V146H1ZM7 147V146H6ZM5 147V148H6ZM17 146H15V148H16ZM34 147V146H33ZM49 147V146H48ZM65 147V148H64ZM110 147V146H109ZM42 148V147H41ZM50 148V147H49ZM52 148V147H51ZM3 149V148H2ZM43 149H45V148H43ZM83 149V148H82ZM111 149V148H110ZM114 149V148H113ZM1 150V149H0ZM5 150V152H6V149H4ZM8 150V149H7ZM35 150V148L33 149V151ZM66 150V151H65ZM72 150V149H71ZM14 151V150H13ZM12 151V149H11V153L13 152ZM29 151V150H28ZM32 151V150H31ZM75 151V150H74ZM71 152H73V150L71 151ZM76 152V151H75ZM94 152V151H93ZM108 152V151H107ZM3 153V152H2ZM11 153H9L10 154V156H11ZM15 153V152H14ZM14 153H13V157L12 158H14ZM17 153V152H16ZM15 153V154H16ZM19 153H18V156H19ZM27 153H29V152H27ZM106 153V152H105ZM105 153H103V155H106ZM32 155H31V157L33 156V153H31ZM36 154V153H35ZM4 156H6V154L4 155ZM3 156V157H4ZM16 156L17 155H15V158H16ZM25 156V155H24ZM33 156V157H34ZM91 156V155H90ZM113 156V155H112ZM7 157V156H6ZM5 157V158H6ZM20 157V156H19ZM95 157V156H94ZM103 157H105V156H103ZM107 157V156H106ZM11 158V159H12ZM14 158V159H15ZM18 159V158H17ZM22 159V158H21ZM28 159V158H27ZM33 159V158H32ZM99 159V158H98ZM7 160V159H6ZM31 160V159H30ZM2 161H5V159H2ZM8 161H9V159H8ZM13 161H15V160H13ZM18 161H21V160H19L18 159ZM106 161V160H105ZM17 162V161H16ZM29 162V161H28ZM31 162V161H30ZM30 162L28 163V164H30ZM33 162H35V161H32V163L29 165V167L32 165V164H36V163H33ZM73 162V161H72ZM3 163V162H2ZM1 163V164H2ZM26 163H27V161H26ZM25 163V164H26ZM39 163V162H38ZM37 163V164H38ZM42 163V162H41ZM99 163V162H98ZM106 163V162H105ZM8 164V163H7ZM11 164V163H10ZM20 165H24V163L22 162V164L21 163H19ZM40 164V163H39ZM66 164V163H65ZM87 164V163H86ZM101 164V163H100ZM108 164V163H107ZM20 165H18V166H20ZM42 165V164H41ZM72 165V164H71ZM89 165V164H88ZM93 165V164H92ZM96 165H98V164H96ZM103 165V164H102ZM101 165V166H102ZM4 166H6V165H4ZM16 166H17V164H16ZM26 166V165H25ZM64 166V165H63ZM22 167L23 166H21V169H22ZM34 167H36V165L34 166ZM38 167V166H37ZM98 167V166H97ZM96 167V168H97ZM66 168V167H65ZM95 168V167H94ZM20 170V169H19ZM24 170V169H23ZM27 170V169H26ZM95 170V169H94ZM97 170V169H96ZM107 170V169H106ZM112 170V169H111ZM4 171V170H3ZM100 171V170H99ZM99 171H96V172H99ZM119 171V170H118ZM10 172V171H9ZM4 173V172H3ZM33 173H37L38 174V172H34L33 171ZM7 174V173H6ZM66 174H68V173H66ZM71 174V173H70ZM9 175V174H8ZM106 175V174H105ZM36 176V175H35ZM68 176V175H67ZM111 176V175H110ZM27 177V176H26ZM25 177V178H26ZM37 177H38V175H37ZM40 177H41V175H40ZM2 178V177H1ZM29 178V177H28ZM95 178V177H94ZM110 178V177H109ZM109 178L107 179V180H109ZM17 179V178H16ZM79 179V178H78ZM102 179V178H101ZM103 179H105V178H103ZM116 179V178H115ZM8 180H9V178H8ZM28 180H30V179H28ZM112 180V179H111ZM6 181V180H5ZM27 181V180H26ZM105 181V180H104ZM29 182V181H28ZM64 182V181H63ZM90 182V181H89ZM109 182V181H108ZM36 183V184H35ZM25 184V183H24ZM27 184V183H26ZM70 184V183H69ZM100 184V183H99ZM108 184H110V183H108ZM59 185V184H58ZM81 187V186H80ZM101 187V186H100ZM110 187V186H109ZM7 188V187H6ZM16 188V187H15ZM90 188V187H89ZM4 189V188H3ZM10 189V188H9ZM61 190V189H60ZM5 191H6V189H5ZM7 191H9L8 189H7ZM7 191H6V193H7ZM10 191H12V190H10ZM9 191V192H10ZM58 191V190H57ZM71 191V190H70ZM14 192V191H13ZM60 192V191H59ZM18 193H19V190H18ZM56 193V192H55ZM54 193V194H55ZM68 193V192H67ZM70 193V192H69ZM0 194H2L1 193V187H0ZM13 194H15V192L13 193ZM49 194V193H48ZM51 194V193H50ZM52 194H53V192H52ZM85 194V193H84ZM111 194V193H110ZM2 196V195H1ZM5 196H7V194H5L4 195V199L2 200L1 199V208H3V209H1V210H7V212L9 211V210H11L12 211V209L14 208V202L13 201H11V200H9L8 199V196H7V199H5ZM34 196V195H33ZM69 196V195H68ZM40 197V196H39ZM46 197V196H45ZM45 197L44 196H42L41 198H43L42 200L39 198V201H38V204L39 205H41V204H43L44 206H45V204H46V201H45ZM55 197V196H54ZM81 197V196H80ZM10 198V197H9ZM12 198V197H11ZM20 198V197H19ZM37 198V197H36ZM77 198V197H76ZM86 198V197H85ZM18 199V198H17ZM67 199V198H66ZM72 199V198H71ZM80 199V198H79ZM79 199H73V201H74V206L77 208V209H80L81 208V206H84V204H85V202L83 201V200H79ZM82 199H84V197L82 198ZM32 200V199H31ZM68 200H69V198H68ZM20 201V200H19ZM18 201V202H19ZM72 201V200H71ZM12 202H13V204H12ZM49 203V202H48ZM71 203V202H70ZM88 203V202H87ZM96 203V202H95ZM21 204V203H20ZM37 204V203H36ZM35 204V205H36ZM61 204V203H60ZM65 204V203H64ZM71 204H73V203H71ZM90 205H91V203H89ZM17 205V204H16ZM66 205V204H65ZM88 205V204H87ZM30 206V205H29ZM50 206H51V208H52V211H51V214H52V216L50 215V217L51 218H53L52 220H51V218L49 219L48 218V220L52 223H50V222H48V224L50 223V225H52V228H54V224L55 225H57V224H60V223H55V220H57L58 218H57V216H59V215H61V214H63V213H65L66 214V212L64 211V209H63V207L61 206V205H59L58 203H55L54 204V201L53 202H51L50 201ZM92 206H94V205H92ZM47 207V206H46ZM88 208H90V207H88ZM94 208V207H93ZM24 209V208H23ZM14 210V209H13ZM17 210V209H16ZM28 210V209H27ZM48 210V209H47ZM5 211H2V213L4 212V214L3 215H5V214H7V213H5ZM30 211V210H29ZM28 211V212H29ZM73 211V210H72ZM93 211V210H92ZM27 212V211H26ZM2 213H1V215H2ZM20 213V212H19ZM19 213H17V214H19ZM32 213H33V211H32ZM32 213H30V215L32 216ZM34 213H36V212H34ZM10 214V213H9ZM9 214H7L6 215V217L9 215ZM27 214V213H26ZM37 214V213H36ZM36 214H33L34 215V218H36V217H38L39 218V216H36ZM11 215V214H10ZM14 214H12V216H13ZM16 215V214H15ZM12 216L10 217V216H8V218L9 219H11L12 218ZM70 216V215H69ZM77 216V215H76ZM3 217H5V216H3ZM14 217H16V216H14ZM20 217H22V216H20ZM19 217V218H20ZM54 217H56L57 219H55L54 220ZM63 217H65L64 216V214H63ZM68 217V216H67ZM2 218V217H1ZM17 219V220H22V219ZM31 218H33V217H31ZM30 218V219H31ZM33 218V219H34ZM86 218V217H85ZM28 219V218H27ZM27 219H24L23 221L25 222H27ZM32 219V220H33ZM37 219V218H36ZM4 220H6V219H4ZM15 220V218H13V219H11V220H9V223H11L10 221H14ZM16 220V221H17ZM41 218H40V222H41ZM61 220V219H60ZM65 221H66V218L64 219ZM78 220H79V218H78ZM77 220V221H78ZM82 220V219H81ZM0 221H2V220H0ZM15 221V224L16 223H20L19 221L18 222H16ZM31 221V220H30ZM43 221V220H42ZM58 221H59V219H58ZM73 221H75L76 222V218H75V220H73ZM31 222H33V221H31ZM36 222V221H35ZM54 222V223H53ZM79 222V221H78ZM78 222L77 223H75V225L77 224L78 225ZM87 222H88V219H87ZM5 223V222H4ZM38 225H39V223L38 222H36ZM68 223H69V221H68ZM80 223V222H79ZM85 223V222H84ZM34 224V223H33ZM72 224H73V222H72ZM87 224V223H86ZM2 225V224H1ZM21 225V224H20ZM25 225V224H24ZM30 225V224H29ZM29 225H28V227H29ZM34 225H36V224H34ZM41 225H42V223L39 225L40 227H41ZM63 225V224H62ZM69 225V224H68ZM80 226H82L81 224H79ZM3 226V225H2ZM27 226V225H26ZM43 226H44V223H43ZM46 226V225H45ZM32 227L33 228H35L33 225H32ZM37 227V226H36ZM39 227V228H40ZM62 229L64 228V230L66 231V229H65V227L64 226H60ZM73 227H75L74 225H73ZM31 228V227H30ZM33 228H31L32 230H33ZM38 228V227H37ZM39 228L37 229L38 231H39ZM46 228V227H45ZM44 228V232H45V229ZM69 228V227H68ZM72 228V227H71ZM77 227H75V229H76ZM80 228V227H79ZM81 228H83V227H81ZM16 230V229H15ZM20 230V229H19ZM47 230H49V228L47 229ZM50 230H51V227H50ZM49 230V231H50ZM73 230H74V228L71 230L72 232H73ZM80 230V229H79ZM35 231V230H34ZM58 231H60V230H58ZM70 230L68 229V232H69ZM70 231V232H71ZM90 231V230H89ZM88 231V232H89ZM91 231H94V233H95V228H93V229H91ZM28 232V231H27ZM47 232V231H46ZM52 232H53V230H52ZM52 232H51V234H52ZM79 232V231H78ZM49 233V232H48ZM64 233V232H63ZM93 233V234H94ZM97 233V232H96ZM2 234V233H1ZM21 234V233H20ZM23 234V233H22ZM21 234V235H22ZM26 234L27 235H32V236H34L32 233H24L23 234V239L22 238H20L19 236L20 235H17L19 238H17V236H16V238L17 239H19L20 240V244H21V247H19V249L18 248H16V246L15 245H13V243L12 242H10V243H12V244H10V245H13L12 246V249L10 250V248H9V252L8 253H6V257H7V259H6V257H5V255H4V258H3V252L5 251V250H3L2 248H4V247H2L1 248V250L3 251V252H1L2 253V256H1V264H26L27 262H29V261H33L35 258H33V257H35L36 256V259H38L39 261L41 260V259H43V256H44V260L47 262V258L49 259L50 258V256H47V258H45V256L47 255V253H45L46 251H48V249L46 248L47 247V245H46V247H45V241L47 240V238H46V240L45 241H42L41 240V243L42 242H44V246H43V244H41L40 243V241H39V239L38 240H36L37 238L36 237H32V239H35V240H30V237L31 236H26ZM36 234V233H35ZM50 234V233H49ZM78 234V233H77ZM86 234V233H85ZM15 235V234H14ZM24 235L26 236V238H24ZM37 235H38V233H37ZM63 235V234H62ZM78 235H80V233L78 234ZM90 235V234H89ZM2 236V235H1ZM6 236V235H5ZM36 236V235H35ZM59 236V235H58ZM68 236V235H67ZM85 236H87V235H85ZM85 236H83V237H81V238H84ZM94 235H92V237H93ZM38 237V236H37ZM39 237H41V236H39ZM45 237H48V236H45ZM44 237V238H45ZM73 237V236H72ZM90 237V236H89ZM96 237V236H95ZM8 238V237H7ZM15 238V241L16 242H19V241H17V239ZM42 238V237H41ZM49 238V237H48ZM52 240H53V242H52V245H54L53 243H55L54 242V239L52 238V236L50 237ZM50 238L47 240V241H49L50 240ZM75 238V237H74ZM77 238H79V237H77ZM76 238V239H77ZM91 238V237H90ZM90 238H89V240H90ZM67 239V238H66ZM73 239V238H72ZM84 239H86V237L84 238ZM95 239V238H94ZM93 239V240H94ZM12 240V239H11ZM14 240V239H13ZM12 240V241H13ZM51 240V241H52ZM56 240V239H55ZM87 240V239H86ZM5 241V243H6V239L4 240ZM4 241H3V244H4ZM38 241V242H37ZM57 241V240H56ZM59 241V240H58ZM64 241H66V240H64ZM68 241V240H67ZM88 241V240H87ZM63 242V241H62ZM69 242H71V241H68V243H65V245H69ZM93 242V241H92ZM8 243V242H7ZM48 243V242H47ZM58 244L59 243H61V242H57ZM14 244H15V242H14ZM17 244V243H16ZM38 244V245H37ZM41 244V247H44V248H42V250L40 251L39 249L41 248V247H39V245ZM58 244L56 245L57 247H59L58 246ZM6 245V244H5ZM19 245V244H18ZM70 245H72V244H70ZM8 244H7V248H8ZM37 246L39 247V249L37 248ZM51 245H49V250H51L50 248H52V247H50ZM56 246H53V250H52V255H51V257L54 255L55 256V254H57V253H55L56 251H54V247H56ZM61 246H62V244H61ZM60 246V247H61ZM64 246V245H63ZM73 246V245H72ZM59 247V248H60ZM77 247H79L78 246V244H77ZM86 247V246H85ZM117 246H109V248H108V251H107V256L105 257V258H108L107 260H106V263L105 264H109L108 262H110V264H112L111 262H115V261H112L113 260V258L115 259V256L117 255V252H118V249H115ZM45 248H46V251L44 252L43 251V249L45 250ZM58 248V249H59ZM71 248V247H70ZM61 249H62V247H61ZM64 249H66V248H64ZM8 250V249H7ZM68 251L67 252H69V248L67 249ZM76 250V249H75ZM62 250H59L58 252H61ZM63 252V251H62ZM66 252V253H67ZM93 252V251H92ZM96 252V251H95ZM48 253H49V251H48ZM96 254V253H95ZM94 254V255H95ZM50 255V254H49ZM61 255H62V253H61ZM63 259H65V257L66 256H69V255H67V254H64L63 253ZM66 255V256H65ZM91 255H93V254H91ZM98 255V254H97ZM191 255V254H190ZM59 256H60V254H59ZM192 256V255H191ZM84 257V256H83ZM82 257V258H83ZM89 257V256H88ZM31 258H33V260H31ZM53 258H55L56 259V257H53ZM67 258V257H66ZM94 258V257H93ZM98 259H96V260H99V257H97ZM111 258H112V260H111ZM187 258H189V260H190V256H188ZM186 258V259H187ZM60 259H62V258H60ZM60 259H59V262H60ZM71 259V258H70ZM72 259H74V258H72ZM88 259V258H87ZM91 259H92V257H91ZM100 259H104V258H100ZM193 260H195L194 259V257L192 258ZM16 260H18V261H16ZM79 260V259H78ZM83 260H86V259H83ZM96 260H93L94 262L96 261ZM117 260V259H116ZM188 260V261H189ZM34 261H36V260H34ZM33 261V262H34ZM38 261V262H39ZM43 261V260H42ZM41 261V262H42ZM44 261V262H45ZM62 261V260H61ZM71 261V260H70ZM73 261H75V260H73ZM89 261H90V263L92 264V261L90 260V258H89ZM88 261V262H89ZM100 261V260H99ZM105 261V260H104ZM108 261V262H107ZM191 261V260H190ZM32 262V263H33ZM51 262V261H50ZM56 262V261H55ZM69 262V261H68ZM76 262H77V264H78V262H80V261H77L76 260ZM83 262V261H82ZM87 262V261H86ZM86 262L84 263V264H86ZM87 262V263H88ZM101 262V261H100ZM186 262V261H185ZM195 262V261H194ZM35 263V262H34ZM36 263H37V261H36ZM35 263V264H36ZM40 263V262H39ZM43 263V262H42ZM42 263H40V264H42ZM57 263V262H56ZM55 263V264H56ZM67 263V262H66ZM73 262H71V264H72ZM104 263V262H103ZM176 263V262H175ZM174 263V264H175ZM38 264V263H37ZM45 264V263H44ZM53 264V263H52ZM60 264H61V262H60ZM73 264H75V263H73ZM101 264H102V262H101ZM186 264V263H185ZM194 264V263H193Z\"/></svg>", "mask_w": 264, "mask_h": 264}, {"label": "built area", "instance_id": "obj_4", "mask_svg": "<svg viewBox=\"0 0 264 264\" xmlns=\"http://www.w3.org/2000/svg\"><path fill=\"white\" fill-rule=\"evenodd\" d=\"M35 4L38 8L37 14H31L38 16V13L44 12L43 0H0V71L3 70V61L12 59L9 54L12 48L10 44L22 40L25 35L24 23L20 21L23 13H30ZM5 69L8 71V68Z\"/></svg>", "mask_w": 264, "mask_h": 264}]
</instances>
